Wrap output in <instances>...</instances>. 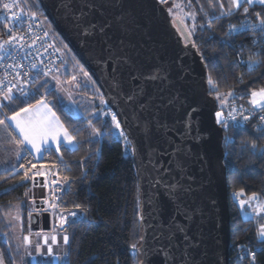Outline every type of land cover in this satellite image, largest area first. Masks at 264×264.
I'll return each instance as SVG.
<instances>
[{"label":"water","instance_id":"95a60500","mask_svg":"<svg viewBox=\"0 0 264 264\" xmlns=\"http://www.w3.org/2000/svg\"><path fill=\"white\" fill-rule=\"evenodd\" d=\"M38 2L127 136L138 177L140 264H229L218 105L200 55L184 42L188 37L174 25L165 4ZM152 75L158 78L148 79ZM50 222L48 210L30 213L33 231L50 230Z\"/></svg>","mask_w":264,"mask_h":264},{"label":"trees","instance_id":"16d2710c","mask_svg":"<svg viewBox=\"0 0 264 264\" xmlns=\"http://www.w3.org/2000/svg\"><path fill=\"white\" fill-rule=\"evenodd\" d=\"M18 1L25 9L42 17L63 57L64 66L55 77L64 76L69 79L74 71L81 69L88 76L83 77L82 81L76 80L78 88L75 84L69 90L76 92L74 100L79 107V110L71 109L72 119L66 108L67 98L55 86L53 79L42 77L36 84V87L40 84L47 85L51 93L47 96L48 100L63 97L64 107L57 104L54 111L77 138L78 145L75 151L61 146L60 152H56L52 147L38 161L25 152L14 168L0 172V249L4 262L13 264L16 253L14 243L8 244L3 238L10 230L5 216L13 204L26 197L34 173L33 165L40 164L51 166L60 180L55 200L57 207L53 210L64 214L67 219L63 226L64 235L69 237L66 244L67 264H140L139 187L130 145L124 136L113 133L111 108L101 102L104 97L99 87L47 20L38 0ZM179 1L175 4V0H170L165 6L175 24L180 25L188 37L184 42L190 43L200 55L206 69L209 93L216 98L217 104L219 96L223 104L230 99L249 104L252 91L264 88V38L246 54L248 61L259 60L258 66L249 70L248 61L241 65L235 59L236 44L243 39L242 35L232 34L229 24L238 23L245 17L258 23L256 14L260 13L264 18V6L246 5L249 7L248 13H244L243 7H240L229 14L224 7L226 0ZM170 6L173 7L172 10ZM187 12L191 13V18L188 15L183 17ZM210 78L212 83H209ZM27 91H34L33 83ZM44 95L45 89L39 87L32 98L18 105H9L0 96V103L5 105L0 111L3 116L11 115L28 104H34ZM227 95L228 99L224 101ZM93 129L103 135H94ZM223 131L230 220L229 264H237L238 249L248 243H258L257 230L259 220L262 219L244 216L239 203L233 198V192L238 191L245 197L255 194L264 200V131H257L253 125H228L224 126ZM253 144L256 145L255 148L252 147ZM20 165L24 167L21 168ZM25 171H28V177L22 179ZM21 210L22 231L28 235L31 232L30 212L27 207H22ZM73 212L77 214L75 217L71 216ZM58 240L59 236L56 243ZM39 245L42 247L41 241ZM9 252L14 254L13 258ZM32 264L48 263L35 261ZM256 264H264V247L256 253Z\"/></svg>","mask_w":264,"mask_h":264},{"label":"built area","instance_id":"2783aa9c","mask_svg":"<svg viewBox=\"0 0 264 264\" xmlns=\"http://www.w3.org/2000/svg\"><path fill=\"white\" fill-rule=\"evenodd\" d=\"M159 2L166 4L170 0H158ZM11 5L10 8H4V4ZM21 17L23 19L21 20ZM16 21H20L16 23ZM254 24L252 19L245 17L238 23L229 24V30L235 36L242 35V41L236 44L234 56L236 61L244 65L248 61L247 52L252 51V46L258 45L264 38V33L259 31L253 32L251 29L248 31H241L238 27L233 31L230 26L241 24ZM7 25V27H6ZM47 33V35H45ZM9 36L17 37V39L4 46L5 51L0 52V92H5L11 84H15L16 88L13 89L15 94H19L17 89L23 87L26 91L34 82L36 74L39 73L42 78L54 79L60 68L64 66L63 57L59 53L57 47L54 44V40L49 33L44 20L38 14L30 12L25 9L18 0H0V44L9 39ZM35 41V43H33ZM15 57V59H13ZM19 63L20 68L13 70L10 65ZM35 63L37 67L31 68V65ZM49 72L48 76H44V72ZM16 72L21 73L19 80L16 79ZM28 72L29 76L25 77L22 73ZM6 77V78H5ZM28 83L25 84L24 81ZM226 109L224 107H218L217 112L222 115L219 118L222 123H218L222 127L224 126H245L253 125L257 131H264V110L258 106L245 104L236 99H230L225 102ZM215 113V119L217 121ZM248 117L244 120V117ZM235 117V120L232 119ZM225 141V136H224ZM49 168V174L47 178L48 183V195L40 202L45 204L47 208H51V202L55 201L58 192L59 178L52 171L51 166ZM241 193L238 191L233 192V198L239 203L241 210L245 211L248 207H254V202L257 203L258 197L248 201V204H244L241 207ZM253 197L249 196V198ZM248 199V198H247ZM47 200L49 203H44ZM260 213L264 214V204L260 206ZM264 247L258 238V243L245 244L238 249L237 252V264H256V253Z\"/></svg>","mask_w":264,"mask_h":264},{"label":"snow or ice","instance_id":"6c2138e0","mask_svg":"<svg viewBox=\"0 0 264 264\" xmlns=\"http://www.w3.org/2000/svg\"><path fill=\"white\" fill-rule=\"evenodd\" d=\"M163 2V0H162ZM254 4H260L264 6V0H230V7L228 9V13L230 14L234 9H239L240 7H243L244 13L249 12V7L246 5H254ZM11 5L5 3L4 8H10ZM221 8H223V4H221ZM224 13H222L223 15ZM258 23H254L251 25L248 24H241L239 26L232 25L230 28L235 31L237 27L241 31H248L251 29L253 32L259 31L261 33H264V18L260 16V13L256 14ZM23 17H21V20ZM20 21H16V23H19ZM7 27V25H6ZM95 27V26H93ZM87 31V30H86ZM103 31V29H101ZM47 35V33H45ZM17 39V37L9 36V39L4 41L2 44H0V52L5 51L4 46L6 44L12 43ZM35 43V41H33ZM15 59V57H13ZM259 60H249L248 61V68L249 70L254 69L256 66H258ZM10 67L13 68V70L20 68L21 65L19 63L10 65ZM37 65L33 63L31 65L32 69H35ZM82 70V69H81ZM23 76L28 77L29 73L24 72L22 73ZM44 76H48L49 72H44ZM84 75L87 77L88 73L84 72ZM21 77L20 72H16V79L19 80ZM6 78V77H5ZM158 77L156 75H152L148 77V79H157ZM41 79L40 74L37 73L36 77L34 79V91H26L23 87L17 89L19 95H16L13 91V89L16 88L15 84H11L7 88L5 92H0V96L3 97V100L8 101L9 105H18L19 103H25L27 99L32 98L36 92L39 91V87H43L45 89V95L41 96L39 100H36L34 104H28L26 107H22L17 112H13L11 116H3L0 117V125H3L5 128H11L13 125L16 130L19 132V139H17L16 136H12V140L17 145V152L16 155L18 158L22 157V152H28L36 153L39 157H43V154L45 152H49L52 150V146L55 145V151L60 152L61 146H63L66 150L69 151H75L78 145L77 138L73 136L69 130V127H66L64 123L61 121L60 116L57 115L56 111H54V107L57 104H60L63 108V97L57 96L55 100H48L47 96L50 95V90L48 89L46 84H40L39 87H36V84ZM55 79V77H54ZM73 80H75V77H73ZM3 81H0V84H2ZM25 84L28 83L27 80L24 81ZM57 83L59 84V80H57ZM209 83H212L211 78L209 79ZM231 95V93H229ZM251 100L250 103L254 106L260 107L262 110H264V88L260 89L259 92L252 91L251 93ZM259 97V98H258ZM69 99H71V94L68 96ZM131 99V97H129ZM103 103L104 101L101 100ZM75 103V101H73ZM5 107L4 104L0 103V108ZM195 111V109H193ZM191 115V113L189 114ZM221 113L217 112V123H222V121L219 119L221 117ZM69 118L72 119L71 115V109H69ZM233 120H235V117H232ZM248 117H244V120H247ZM264 119V117H262ZM113 124L116 128L120 127L119 122L116 119V116H112ZM89 124L91 125V121H89ZM94 135H103V133L99 132L96 129H93ZM121 136H124V139L127 141V136L123 131L120 132ZM253 148L256 147L255 144L252 145ZM62 160V158H61ZM21 168L24 167V165H20ZM35 167V165H33ZM15 171V169H13ZM43 173H41L42 175ZM28 177V171H25L24 177L22 179H26ZM255 198V194H253V197L250 199ZM44 203H49V201L45 200ZM241 207L244 206L245 202L240 201ZM22 206V205H21ZM51 207L55 208L57 207V203L55 201L51 202ZM79 207V205H77ZM77 214L75 212L71 213L72 217H75ZM247 215V213H246ZM250 219L251 217L248 216ZM67 222V219L64 217H61V227L65 225ZM258 238L261 244H264V225H260L259 232H258ZM25 242L27 243L29 241L28 237H24ZM45 241H47V237H45ZM69 237L67 235L64 236V243L68 244ZM52 243H56V237L52 236ZM37 251H40L39 244L36 245ZM133 248H135V245H133ZM47 254L49 256L53 255V249L51 245L48 246ZM67 256L68 253L65 252L63 257L56 256L54 259H63V264H67ZM0 264H4L3 256L0 255Z\"/></svg>","mask_w":264,"mask_h":264},{"label":"rangeland","instance_id":"374dc122","mask_svg":"<svg viewBox=\"0 0 264 264\" xmlns=\"http://www.w3.org/2000/svg\"><path fill=\"white\" fill-rule=\"evenodd\" d=\"M230 1V0H229ZM178 2H180L179 0H175V4H177ZM173 7L170 6V10H172ZM184 9H186V7H184ZM188 15L189 18H191V13L187 12L186 14H184V18ZM73 77H75V80H73ZM85 77L84 72H82L81 70H77L74 71L73 74L70 76L69 79H67V77L64 76H59V77H55V79H53V82L55 84V86H57L59 88V90L62 92V94H64V97H66L67 99V104H66V108L67 109H72L73 110H79V107L76 103V101L74 100V95H76V92L73 93L72 91H69L72 85L76 84V88H78V83L76 82V80L78 81H82V78ZM57 80H59V84L57 83ZM262 89V88H260ZM260 89H256L255 91L259 92ZM69 94H71V99L68 98ZM251 95L249 97V104L252 105L250 103L251 100ZM3 99V97H2ZM228 99V95L225 96L224 101H226ZM73 101H75V103H73ZM218 104L220 105L219 107H224L226 109L225 106V102L223 104L222 100L220 99V96L218 97ZM254 106V105H253ZM71 112L73 113V111L71 110ZM115 115L114 113H112V116ZM117 119V117H116ZM118 121V119H117ZM119 122V121H118ZM120 124V123H119ZM122 131L121 125L119 128H116L114 125V129H113V133L115 135H119L120 136V132ZM6 143L4 145V148L6 150L7 153L10 152V155L14 158H17L16 152H17V145L15 142H13V144H8ZM16 165V163L12 166L14 168V166ZM60 181V180H59ZM257 197L259 198L257 203L254 202V207H248L247 209H245V211L242 210V213L244 214V216H253V217H258L260 221V225H264V214L260 213V206H262L264 204V200L262 201V199H260V196L257 195ZM248 198V199H247ZM241 200L245 202V204H248V201H250L251 199L245 196H241ZM27 201H29V197L28 194L26 195V197L21 200L18 203H15L12 205L10 212L8 213L6 219V222H8V224L10 225V230L9 233L4 235L3 238L4 240L9 244L14 243L15 245V250L16 253L15 255L12 252H9V255L13 258L14 255V262L13 264H24V261L26 260V264H32L34 261L38 262V263H48V264H53V263H59V264H63L62 259H54V257L59 256V257H63L64 253L67 251V247L66 244L63 243V238H64V233H63V227H61V217L65 218V215L60 213L59 211H57L56 209L53 210V207H51L48 211L50 212L51 215V225H50V230H31L30 229V233L25 234L23 233L22 229H21V213H22V207H27L28 211L33 212L36 210V207L34 206L33 202H29V204L27 203ZM22 205V206H21ZM38 209V208H37ZM44 210H47V206L45 207ZM30 212V213H31ZM247 213V215H246ZM260 225L258 226V230H257V234L259 232V228ZM59 236V240L57 243L53 244L52 243V236ZM44 236L47 237L48 239V243H45V241H43ZM24 237H28L30 240L29 242H25ZM31 241V242H30ZM41 241L42 247H41V252L37 251L36 245L39 244V242ZM51 245L52 249H53V255L49 256L47 254V250H48V246ZM9 248V246H8ZM0 255H2V250L0 249ZM3 256V255H2ZM5 264V262H4Z\"/></svg>","mask_w":264,"mask_h":264},{"label":"crops","instance_id":"0c3cea01","mask_svg":"<svg viewBox=\"0 0 264 264\" xmlns=\"http://www.w3.org/2000/svg\"><path fill=\"white\" fill-rule=\"evenodd\" d=\"M254 5H260V4H254ZM224 7L226 9H229L230 7V1L226 0V3H224ZM259 98V97H258ZM12 115V114H11ZM8 115V116H11ZM0 117H3L1 111H0ZM12 136H16L17 139H19V132L15 129L14 125L11 128H5L3 125H0V172L11 169L12 166L19 161L20 158H14L10 155V152L7 153L4 145L6 143L13 144ZM7 144V145H8ZM53 148L56 146L53 145ZM22 154L25 153L22 151ZM33 160L38 161L41 159L36 153H31ZM33 176H32V182L28 189V197L29 202H33L34 206L36 207L35 211H38L39 207H41L42 203L40 202L42 199H45L48 195V174H49V168L44 165L36 164L35 167H33ZM41 173H43L41 175ZM247 209V208H246ZM40 209L39 211H41ZM31 212V210H30ZM8 215V214H7ZM5 216V218L7 217ZM253 217V216H252ZM51 224V223H50ZM21 229H22V222H21Z\"/></svg>","mask_w":264,"mask_h":264},{"label":"flooded vegetation","instance_id":"af4514ba","mask_svg":"<svg viewBox=\"0 0 264 264\" xmlns=\"http://www.w3.org/2000/svg\"><path fill=\"white\" fill-rule=\"evenodd\" d=\"M172 22L174 23V25H176V24H175V21H174L173 18H172ZM176 26H177V25H176ZM45 237H46V236H44L43 241H45ZM56 241H57V237H56ZM45 243H48V239H47V241H45ZM51 247H52V246H51Z\"/></svg>","mask_w":264,"mask_h":264},{"label":"clouds","instance_id":"9594fccd","mask_svg":"<svg viewBox=\"0 0 264 264\" xmlns=\"http://www.w3.org/2000/svg\"><path fill=\"white\" fill-rule=\"evenodd\" d=\"M218 105V104H217ZM224 128V127H223ZM45 207H46V205L44 204V209H45ZM39 210H40V208H38ZM44 209H42V210H44ZM38 210V211H39ZM47 210H49L48 208H47ZM50 211V210H49ZM40 212V211H39ZM56 237H58L57 235H56Z\"/></svg>","mask_w":264,"mask_h":264},{"label":"bare ground","instance_id":"6f19581e","mask_svg":"<svg viewBox=\"0 0 264 264\" xmlns=\"http://www.w3.org/2000/svg\"><path fill=\"white\" fill-rule=\"evenodd\" d=\"M51 225V224H50Z\"/></svg>","mask_w":264,"mask_h":264}]
</instances>
